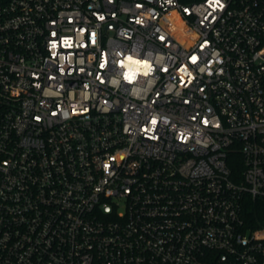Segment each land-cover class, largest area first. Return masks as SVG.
<instances>
[{"label": "built area", "instance_id": "built-area-1", "mask_svg": "<svg viewBox=\"0 0 264 264\" xmlns=\"http://www.w3.org/2000/svg\"><path fill=\"white\" fill-rule=\"evenodd\" d=\"M0 264H264V0H0Z\"/></svg>", "mask_w": 264, "mask_h": 264}, {"label": "trees", "instance_id": "trees-1", "mask_svg": "<svg viewBox=\"0 0 264 264\" xmlns=\"http://www.w3.org/2000/svg\"><path fill=\"white\" fill-rule=\"evenodd\" d=\"M239 161H240V159H239ZM235 168V167H234ZM240 168V167H239Z\"/></svg>", "mask_w": 264, "mask_h": 264}]
</instances>
